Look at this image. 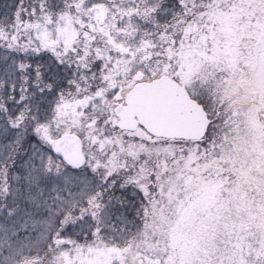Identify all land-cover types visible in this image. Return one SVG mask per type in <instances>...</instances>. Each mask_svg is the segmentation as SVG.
Here are the masks:
<instances>
[{
  "label": "snow or ice",
  "instance_id": "6c2138e0",
  "mask_svg": "<svg viewBox=\"0 0 264 264\" xmlns=\"http://www.w3.org/2000/svg\"><path fill=\"white\" fill-rule=\"evenodd\" d=\"M0 264H264V0H0Z\"/></svg>",
  "mask_w": 264,
  "mask_h": 264
}]
</instances>
